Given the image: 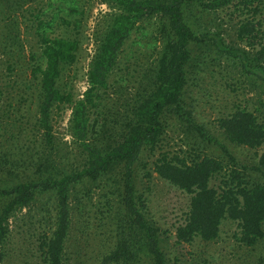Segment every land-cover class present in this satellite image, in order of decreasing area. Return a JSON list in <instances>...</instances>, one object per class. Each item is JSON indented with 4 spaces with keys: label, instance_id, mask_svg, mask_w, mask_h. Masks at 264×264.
Here are the masks:
<instances>
[{
    "label": "rangeland",
    "instance_id": "1",
    "mask_svg": "<svg viewBox=\"0 0 264 264\" xmlns=\"http://www.w3.org/2000/svg\"><path fill=\"white\" fill-rule=\"evenodd\" d=\"M117 12L115 6L100 0H0V187L35 178L38 159L43 155L49 159L48 171L57 176L77 169L81 162L80 151L69 132L72 104L56 106L51 111L55 149L50 154L37 129L38 78L31 72L35 62L42 63L37 17L52 23V36L76 37L79 41L75 63L62 69L58 81L59 89L70 94L74 102L88 86L87 73L97 40ZM184 12L188 26L197 34L218 33L225 44L246 48V43L235 37L237 23L243 19L235 5L208 11L197 0H188ZM161 49L153 21L143 23L131 33L109 77L106 100L92 110L90 124L95 130L105 112L123 111L124 99L140 89L145 75L155 67ZM186 67L183 108L204 137L189 126L185 117L173 111L165 114L161 141L153 151L144 149L134 166L136 193L146 198L148 217L160 230V248L166 264H264V239L254 247L241 245L237 240L238 224L230 219L222 221L219 236L213 242L195 238L189 244H178L175 230L184 223L189 195L155 174L145 177L162 153L189 160L202 152L223 161L225 170L210 181V186L218 191L232 167L239 169L246 180L264 183V177L251 170L264 145L257 149L234 145L217 125L219 118L236 107L253 112L264 122V80L243 71L238 59L207 44L191 45ZM105 102L108 110L102 109ZM228 155L234 158V164ZM119 177L113 173L83 180L71 190L66 264H99L103 256L116 248L124 229L119 214ZM3 201L0 200V206ZM54 215V195L45 193L17 212L10 221L2 264H41L38 240L51 231ZM143 261L142 264H151L148 257Z\"/></svg>",
    "mask_w": 264,
    "mask_h": 264
},
{
    "label": "trees",
    "instance_id": "2",
    "mask_svg": "<svg viewBox=\"0 0 264 264\" xmlns=\"http://www.w3.org/2000/svg\"><path fill=\"white\" fill-rule=\"evenodd\" d=\"M188 0H100L118 10L97 40L87 73V88L82 97L71 100L58 87L61 71L75 63L79 49L76 37L49 34L50 21L38 19V37L42 63L35 62L32 74L38 78L37 129L50 154L55 149L51 111L56 106L72 104L69 132L81 154L80 166L60 176L48 171L49 159L40 156L35 178L0 187V264L6 253L4 245L10 234L11 218L28 208L39 194L54 195V222L49 233L39 238L41 264H66L65 248L71 229L70 196L73 187L83 180H96L119 174L121 187L119 214L123 232L116 248L101 258L99 264L120 261L142 264L148 257L151 264H166L160 248V230L149 219L146 198L137 194L134 166L144 149L153 151L164 133L163 117L176 112L199 135L202 130L193 124L183 108L187 64L191 45H209L215 51L239 60L243 71L264 80V0H197L208 11L235 5L243 17L237 23L235 37L246 48L231 47L218 33L197 34L187 24L184 6ZM156 25L162 49L155 67L149 70L132 97L125 98L121 112H105L98 130L90 124L93 109H97L108 93V80L131 33L143 23ZM66 24H68L66 22ZM33 58V56H31ZM108 110L107 103L102 105ZM104 114V112H103ZM226 139L237 146L257 149L264 145V122L250 111L236 107L232 113L217 120ZM234 164V158L228 155ZM17 165L14 164L15 168ZM9 172L11 169H8ZM225 170L221 159L202 152L187 160L162 153L153 162L149 178L155 174L173 187L189 195L184 223L175 230L178 244H189L195 238L209 243L219 236L223 220L238 224V242L254 247L264 239V183L251 182L232 167L221 180L219 191L210 186L214 176ZM251 170L264 177V151Z\"/></svg>",
    "mask_w": 264,
    "mask_h": 264
}]
</instances>
